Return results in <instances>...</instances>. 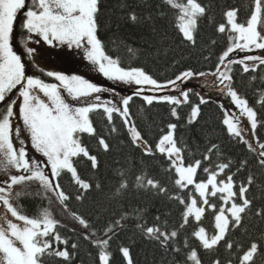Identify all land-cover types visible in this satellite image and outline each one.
<instances>
[{"label":"snow or ice","instance_id":"obj_1","mask_svg":"<svg viewBox=\"0 0 264 264\" xmlns=\"http://www.w3.org/2000/svg\"><path fill=\"white\" fill-rule=\"evenodd\" d=\"M165 3L177 11L185 42L196 45L205 18L224 37L226 44L210 69L189 67L162 81L144 67L125 65L119 56L108 54L98 35L100 0H0V173L6 176L0 180V264H49V258L73 264L81 240L95 249V264H115L112 245L129 221L135 231L173 257L171 264H204L202 252L215 254L211 264H256L264 255V233L251 237L246 226L250 214L264 220V206L256 207L250 195L253 187L264 191V185L256 184L249 158L229 156L212 142L203 151L190 153L189 146L178 140L174 122L150 142L130 108L134 97L149 107L166 104L179 121L180 110L187 105L188 123H194L211 96L196 93L199 103L193 105L191 89L183 85L203 78L205 88L231 102L230 107L218 103L226 135L243 145L264 170V140L257 135L258 129L264 130V0H252L244 20L238 8H227L218 23L203 0ZM129 19L135 22L138 17L133 12ZM41 43L81 50L104 77L133 85L134 91L123 96L83 75L46 71L37 63ZM217 44L209 38L206 61L212 59L211 49ZM245 75L250 86L258 78L261 83L254 88V103L237 83ZM97 113L104 118L103 128L93 119ZM122 132L141 158L127 159L115 170L111 195L91 199L87 211L72 208L73 201L84 204L93 193L103 192L95 175L101 168V153L113 152V138ZM93 139L94 146L88 142ZM157 155L167 162L174 191L146 170L144 158ZM136 165L140 173L135 176L136 188L179 205L178 220L171 219L170 211L158 210L149 223L146 209L138 206L121 204L118 212L112 211V202L129 191L128 176ZM33 194L46 204L30 214L21 200ZM209 215L211 230L204 223ZM238 230L240 237L235 235ZM221 249L226 255L220 254ZM116 251L125 264H135L131 245L118 244Z\"/></svg>","mask_w":264,"mask_h":264},{"label":"trees","instance_id":"obj_2","mask_svg":"<svg viewBox=\"0 0 264 264\" xmlns=\"http://www.w3.org/2000/svg\"><path fill=\"white\" fill-rule=\"evenodd\" d=\"M203 2L210 7L209 16L213 17L217 23L222 22L223 11L232 7L239 9L241 20L246 19L252 5V0H203ZM133 12L138 17L135 22L129 19V15ZM177 16V11L170 8L165 0H100L98 35L104 42L108 54L119 56L125 65L144 67L162 81L172 78L174 74L189 67L200 71L210 69L226 44L224 37L218 35L215 32V25L209 24L208 18H205L201 22L197 43L192 46L185 42L179 33ZM17 31H20L19 18ZM209 38L216 39L218 44L211 49L212 59L206 61L204 57L209 55L207 47ZM129 48L133 50L132 53L128 52ZM34 70H30V74ZM257 75L259 77L260 73ZM237 83L241 91L248 95L250 102L254 103L256 99L254 88L261 87L259 78L254 86L249 85L247 75L239 76ZM196 93L199 92L191 89L190 99L193 105L199 103ZM218 103L217 99L211 98L207 104L201 105L199 119L191 124L188 123L190 108L187 105L180 110L179 121L171 116L170 107L166 104H154L149 107L141 98L134 97L130 108L137 118L138 125L147 131L146 138L150 142L158 139L161 130H166L168 123H178L176 136L181 143H186L189 146L190 153L197 152V150L203 151L209 142L218 143L229 156L237 158L247 156L250 160V168L257 178L256 184L264 185V170L256 166L254 156L248 153L243 145L232 143L226 135L221 124V110ZM93 119L99 127L103 128L105 121L101 114H93ZM257 135L264 140V130L258 129ZM85 139L88 138L85 137ZM88 142L95 145L94 139ZM113 144L115 145L113 152L101 153V168L95 174L103 185V192L93 193L90 200L84 204L73 201L72 208L87 211L90 208L91 199H102L105 195H111L116 184L115 170L121 168L127 159L139 160L141 158L140 152L129 145L125 133L122 132L121 135L114 137ZM144 159L147 163L146 170L150 175L160 179L171 191H174L173 177L166 171L168 165L165 158L157 155L154 158ZM139 174V165H136L128 176L129 191L119 200L112 202V211L118 212L121 204L126 207L138 206L146 209L145 220L149 223L158 214V210L159 212L170 211L171 219L178 220L181 211L179 205L168 201L166 196L136 188L135 176ZM33 191H35V186H33ZM250 195L254 198L256 207L264 206V191L253 187ZM21 203L31 214L36 212L42 204H46V201H42L40 197L33 194L24 197ZM204 223L211 230L212 217L209 215ZM246 226L251 237H259L261 233H264V220L251 214L247 219ZM71 227L72 222L69 221L68 228ZM190 231L191 229H189ZM68 234L71 235L70 232ZM235 235L240 237L241 230H238ZM244 239L246 241L248 237H244ZM80 244V251L73 264H95V249L83 240L80 241ZM118 244L131 245L135 264H171L173 259L158 245L135 231L133 221H129L125 230L120 233L118 240L112 245L115 264H125L121 254L116 251ZM201 254L204 264H211L215 254L209 252ZM220 254L226 255L223 249L220 250ZM49 264H61V262L55 258H49ZM256 264H264V255L257 257Z\"/></svg>","mask_w":264,"mask_h":264},{"label":"rangeland","instance_id":"obj_3","mask_svg":"<svg viewBox=\"0 0 264 264\" xmlns=\"http://www.w3.org/2000/svg\"><path fill=\"white\" fill-rule=\"evenodd\" d=\"M37 48V63L45 70L63 71L66 74L83 75L86 79H89L98 85L115 89L117 93L123 96L131 95L134 91L133 85L110 81L104 77L102 73H100L94 66L90 64V62L84 58L82 51L79 49L68 48L66 46L52 47L44 43H41L39 46H37ZM256 54L261 53L257 51ZM240 55H243V53ZM79 57L82 59L79 60ZM204 83L205 82L203 78H193L186 81L183 87L187 89H195L205 97L211 96V98H215L219 102H223L226 107L231 106V102L228 100V98L216 93L214 90L205 88L203 86ZM104 95L111 96V93H105ZM25 136H27V133H25ZM26 144L30 147V142L28 140H26ZM31 154L38 156V154H35L34 152H31ZM4 178H6L5 174L0 173V180Z\"/></svg>","mask_w":264,"mask_h":264}]
</instances>
